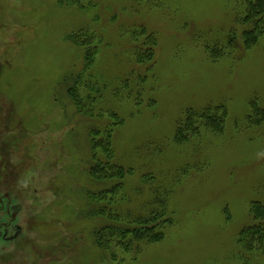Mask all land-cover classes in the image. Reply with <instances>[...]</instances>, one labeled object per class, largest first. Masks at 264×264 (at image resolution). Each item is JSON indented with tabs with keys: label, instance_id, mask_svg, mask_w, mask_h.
<instances>
[{
	"label": "rangeland",
	"instance_id": "rangeland-1",
	"mask_svg": "<svg viewBox=\"0 0 264 264\" xmlns=\"http://www.w3.org/2000/svg\"><path fill=\"white\" fill-rule=\"evenodd\" d=\"M235 2L244 13L243 0H0V199L17 216L0 229V264H264L240 236L264 199V119L248 120L251 101L264 107V34L245 47L253 26L234 23ZM86 27L102 40L84 70L83 43L96 41L71 35ZM148 36L154 56L137 63ZM76 74L94 85H77L88 115L66 93ZM216 105L215 128L197 121L175 140L186 111ZM106 127L122 179L89 174L90 134ZM157 197L161 237L124 236ZM105 226L122 231L105 229L102 250L93 230Z\"/></svg>",
	"mask_w": 264,
	"mask_h": 264
},
{
	"label": "trees",
	"instance_id": "trees-1",
	"mask_svg": "<svg viewBox=\"0 0 264 264\" xmlns=\"http://www.w3.org/2000/svg\"><path fill=\"white\" fill-rule=\"evenodd\" d=\"M61 1H67L71 4H79L83 0H61ZM243 4L245 5L244 13H240L237 11L236 7L237 4L235 2V17L234 23L238 26L250 24L253 26L252 30L244 31V45L245 47L250 46L256 39H258L261 35L264 34V0H243ZM243 7V5H242ZM242 17V18H240ZM234 29V28H233ZM233 29H229L227 31V37L232 34L234 31ZM88 33V34H86ZM83 35H89L90 38L83 39ZM135 35L133 34V40L135 41ZM94 39L96 41L95 45H89V43H83L86 47L84 51V70L90 68L91 64L93 63V56L97 52L98 43L101 42L102 39H98L97 36L93 33H91L88 28L78 31L77 33H74L71 35V39L75 41V44L79 45L81 41L85 40L88 41L90 39ZM226 40V39H224ZM147 44L144 46H141V50L139 47H134V58L137 63H147L150 60H152L154 54H153V44L155 43V39L153 36L147 37ZM219 44V43H218ZM221 45L219 44V48ZM137 78V79H135ZM66 81L68 84L66 85V93L67 95L75 102L76 108L83 112L84 115H88V107L84 105V103L91 102L90 96H85L83 102L80 101L81 97L79 98L78 93V86L80 84H83L85 88H89L92 90L94 88V85H92L90 82H84L82 80L81 74L74 75L71 79ZM145 79V77L141 75H136L132 79L126 78L123 82V88L128 87L129 85H135L138 89L139 84ZM89 98V102L87 101ZM224 107L221 105L211 106L209 110H193L190 109L186 111V117L184 120H181L177 123L176 129H175V140L177 141H184L189 138V134L196 128L197 121H205L207 122L211 127L215 128L221 120L224 119V116L221 117L219 115V111L223 110ZM207 110V111H205ZM112 115L115 118L114 123L118 124L120 121V118L116 113H112ZM261 117L264 119V107L261 108V106L258 104L257 100H253L250 102V115L248 116V120L252 121L253 117L256 118ZM94 131V132H93ZM90 134V153L93 161V165L90 168V176L92 179L98 177V179L106 180V179H122L127 174V169H125L123 166L115 163L113 161V154L111 149V143H110V136L112 135V129L111 127H106L103 130H93ZM194 133H191V136H193ZM98 152L102 154L104 159H100L98 157ZM96 180V179H94ZM87 197L90 201H102L103 195L98 194H87ZM158 206L150 211L148 210L149 214H142L140 216H137L134 218L135 225L130 227H124L125 232L123 233L124 236L129 234L131 236L132 241H138V242H145L147 244L151 243L152 241H157L161 235L163 234L161 232V228L164 226V223H166L167 219L162 220L161 222L159 220L162 219V216L165 213V203L164 201L159 200V197L155 199ZM92 202V203H95ZM106 210L104 205H101L97 207L96 211H98V214H100L102 211ZM90 214V212H89ZM250 216L253 218V223L245 226L241 233V240L244 241V244L248 250H251L250 248L253 246L252 249L256 248L258 252L261 250L264 253V199L260 201H253L250 207ZM117 225V224H115ZM105 229L110 233H116L121 232L122 230H119L120 228H117V226H105L100 229L93 230V233H95V244L98 246V248H101L102 250H105V246H103L105 243L104 237L106 236L107 232H105Z\"/></svg>",
	"mask_w": 264,
	"mask_h": 264
},
{
	"label": "flooded vegetation",
	"instance_id": "flooded-vegetation-1",
	"mask_svg": "<svg viewBox=\"0 0 264 264\" xmlns=\"http://www.w3.org/2000/svg\"><path fill=\"white\" fill-rule=\"evenodd\" d=\"M1 200V202H0V211H4V214H5V216H10V218H9V222H6V223H4L5 221H2L3 223H1V225H0V229H3L4 231H3V233L5 232V231H7V230H9L10 228H11V223L13 222V221H15L16 219H17V216L9 209V207H6V206H4V205H6V203H7V201H8V196L7 195H5V197H3L2 199H0ZM14 227L16 228V229H18L17 227H19L18 225H14ZM1 231V230H0ZM16 232V231H15ZM17 233V232H16ZM15 234V233H14ZM13 234V235H14ZM13 235H9L11 238H5L4 236H3V238H4V240L5 241H8V240H13V237H15L16 235H18V234H15V236H13ZM1 258L3 259V260H7V258L8 257H6V256H4V255H1Z\"/></svg>",
	"mask_w": 264,
	"mask_h": 264
}]
</instances>
